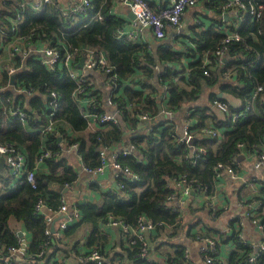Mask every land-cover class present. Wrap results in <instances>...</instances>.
Here are the masks:
<instances>
[{
    "label": "trees",
    "instance_id": "obj_1",
    "mask_svg": "<svg viewBox=\"0 0 264 264\" xmlns=\"http://www.w3.org/2000/svg\"><path fill=\"white\" fill-rule=\"evenodd\" d=\"M91 2L92 9L80 13L74 21L64 20L51 4H45L41 9L25 6L17 35L30 33L34 46L44 43L60 50L70 49L75 57H80L86 50L104 54L108 66L117 77L119 88L122 87V92L115 90L111 92V97L113 104L119 107V119L124 122V126H121L120 120L118 124H96V128L90 131L87 121L73 101L75 83L67 72H61L62 69L59 71L58 68L54 73L50 72L34 56H28L23 62L14 57V66L18 67L14 86L25 84L37 93L26 100L25 96L14 95L12 89L8 88L4 95L22 103L23 108L28 111L30 107L41 105V96L45 95L46 89L56 91L60 96V106L55 118V128L64 132L66 145L78 142L79 154L85 167L99 166L100 148L108 147L115 152V146H110L112 142L123 144L126 141L137 151L136 155L132 153L128 157H122L121 162L138 175L139 180L130 183L128 179L122 178L123 189L102 192L98 202L78 205L81 218L64 231V245L77 250L79 241H73L72 238L76 235L78 239L80 231L88 227V246H99L104 252L108 237L102 231V226L107 217L121 220L130 228H134L141 217L146 221L162 224L154 231L156 235L150 233L145 237L148 256L155 251L161 252L160 248L166 246L172 249L165 252L167 264H190L194 261L189 256L186 258L187 245L183 239H198L201 235L205 237L208 232L216 235L218 230L204 226V219L191 207L186 211L189 214L187 217L185 213L172 211L166 199L171 194L178 195L179 192L169 186L167 178L184 176L192 180L195 190L206 188L208 194L212 195L215 187L213 179H216L214 168L217 163H234L235 167L234 157L240 142L246 148L258 144L264 146V0H241L243 11H247L257 2H262L263 8L257 19L245 13L238 29H234L232 22L231 26L227 25V29L233 31L238 39L230 40L221 56L217 55L216 51L224 46L226 34L221 32L219 27L212 26L197 33L198 46L192 50L193 60L186 63L188 73L185 76L181 74L182 70L176 69L177 63L180 66H183L182 62L185 63L182 53L173 51L164 40L155 45V52L150 53L149 44L132 42L125 39L124 35L118 36L124 21L110 13L113 1ZM227 2L228 0L204 2V6L213 13L212 21L217 26L224 22L221 15ZM23 3L25 0L3 2L0 7V19L8 23L9 19L21 11ZM5 43L9 44L8 39H5ZM97 73L101 81L105 82L108 74L98 70ZM87 78L94 81L98 87L93 78L88 75ZM9 83V75L2 71L0 85L7 87ZM138 83L141 85L140 90L134 87ZM257 87H260L261 91L255 93L252 98ZM92 90L99 93L100 98L104 96L102 87ZM165 93L169 95L166 108L168 111L184 112L189 109L190 113L193 110L187 115L189 119L195 118L197 121L191 129L192 145L202 147L206 151L195 166L189 164V147L178 144L172 136L177 135L180 130L176 123L167 125V121L163 119L156 123V119L152 130L147 133H131V136L127 137L131 127L134 126L135 130L140 115L147 114L150 121L158 117V98ZM203 98L210 106L198 105L202 104ZM217 101L227 105V111L221 112V117L216 115V108L212 106ZM127 103L131 106L124 105ZM6 104L11 105L13 102ZM238 105L239 108H235ZM247 105L249 107L245 110ZM2 106L3 104L0 105V141L15 144L26 154L30 169L34 168L35 159L43 148L51 146L54 152V156L42 162L48 170L43 168L35 172V188L27 183L12 184L13 177L7 166L0 169V256L6 254L7 247L15 244L16 236L11 231L13 223L26 229L30 240V253H35L45 241V224L42 217L34 213L37 200L44 199L46 205L57 209L62 196L60 190L64 185L74 184L77 174L74 167L68 165L67 159L60 154L56 138L41 131L30 132L29 123L24 125L15 116L4 114ZM234 110L244 112L246 117L240 118L233 127L226 128L220 137L198 139L195 136L197 132L193 130L200 126L226 127L231 123ZM63 125L71 129V134L65 131ZM112 137L115 138L114 141H111ZM136 156H141L142 160L139 161ZM201 210L205 208L197 209L199 212ZM185 221H188L186 227L189 229L203 225L205 231L201 229L193 236L187 231L183 236ZM161 235H165L163 240L166 241L157 238ZM237 237L234 235L233 239ZM236 241L237 249L230 253L225 263H220L215 255L212 264H248L253 247L241 243L239 238ZM47 250L46 257L36 262L24 259L15 264H56L52 253H47ZM108 252L112 254L109 256L107 253V264H158L147 256L142 258L139 255L138 240L132 245L117 243ZM255 264H264V253L256 257Z\"/></svg>",
    "mask_w": 264,
    "mask_h": 264
},
{
    "label": "built area",
    "instance_id": "obj_2",
    "mask_svg": "<svg viewBox=\"0 0 264 264\" xmlns=\"http://www.w3.org/2000/svg\"><path fill=\"white\" fill-rule=\"evenodd\" d=\"M115 3L127 7L131 13L134 15L132 19L133 30L125 33L122 29L118 32V36L124 35L125 38L136 39L143 35L144 31H150L151 35L156 41H160L166 37L167 32L170 29L174 30V34H179L180 21L185 12L194 7L197 4V0H167L166 3L156 5L155 7H150L146 0H114ZM45 4H51L57 14L66 21H74L80 13L86 10L92 9L91 0H79L68 4L66 6H61L56 0H41V3H34L30 5L34 9ZM27 6L23 3L21 6V11L9 19L8 23L0 19V42H4L5 39H11L13 37L18 38V24L21 21V13L23 7ZM263 8L262 2H257L256 5L251 6L247 11H243V5L241 0H228L224 5L223 10L232 11L237 20H242L245 13L250 15V17L257 19L260 16V11ZM226 38L224 39V46L216 51L217 55L221 56L226 50L225 45L233 39H238L236 34L232 31H225ZM22 39L21 44L13 45L11 51L14 55L19 56L21 60H25L28 56H34L39 60L40 64L48 69L50 72H55L56 69L61 72L64 70L67 72L69 78L75 83V89L72 93L73 101H76L79 97L84 96L87 99L88 108L90 114L82 113V117L87 121L92 118L98 124H118V115L120 113L119 107L114 105L112 102L111 92L119 90V85L117 77L112 72V68L108 66L105 55L97 53L96 51L86 50L82 52L81 58H83L81 70H76L72 66L73 51L70 49L60 50L58 47L52 46L51 44H44L43 46L37 48L33 45L31 34L28 33L24 36H19ZM126 38V39H127ZM34 46V47H33ZM89 70L103 71L108 74L105 82L101 81L103 85L106 83V96L103 98L99 97V93L92 89L99 88L96 87V83L89 78H87ZM16 69L9 68L8 74L15 73ZM204 73H206L204 71ZM14 93L25 95L26 97H32L36 94V91L28 87L17 86L13 88ZM3 88L0 87V105L3 104L2 110L8 115L15 116L20 123H27L29 120H34V115L30 111H26L22 103L15 102L11 105L6 104L8 98L2 93ZM261 88L257 87L252 94V98L255 97V93L260 92ZM45 97L47 100V107L42 113L45 115L47 122L41 132L43 134L54 135L61 133L60 129H56V115L60 106V96L59 94L50 89L45 90ZM130 107V104H124ZM215 107L219 112L224 113L227 111V105L223 102H214ZM108 108H114V112L109 113L106 111ZM249 105L245 107L247 110ZM172 112L164 110L158 114V117L152 120L153 122L159 117L170 118ZM188 113L184 118V121L180 127L179 133L177 135H172L175 137L178 144L186 145L189 147V164L195 166L197 161L203 157L206 153L204 148L196 147L192 145L193 134L191 130V119L187 117ZM140 119L150 121L147 114H142L139 116ZM245 113L242 111H236L231 114V122L235 124L240 118H244ZM152 130V126L149 127V131ZM221 131L214 127L201 128L195 136L200 139H210L221 136ZM64 132H62V137ZM115 138L112 137L111 141ZM237 147H244V144L240 142ZM78 149L77 144H72L67 150L68 153L76 152ZM136 150L133 145L128 146L125 149H121L115 152H108L105 148L99 150L100 164L96 168L85 167L83 160L81 159L83 169L90 174L91 182L95 185L100 186L101 182L97 179V175L103 172L104 167L108 166L113 171V175L116 178L117 188L119 190L124 188L121 182L122 178L128 179L130 183H135L139 180L138 175L131 171V169L123 165L121 162L122 157H128L130 154L136 155ZM254 157V168L259 169L264 165V151H258L252 149L250 151ZM54 156L51 146L43 148L34 162V168H29L28 160L26 154H24L15 144L10 142L0 141V160L7 166L9 173L13 177V184H29L32 188L36 187L35 172L38 170V166L45 159ZM137 157V156H136ZM138 158V157H137ZM139 159V158H138ZM142 160V159H141ZM139 160V161H141ZM234 163L231 165H224L222 163H217L214 168L215 177L221 175L227 176L231 180L238 178V175L234 169ZM169 186L178 191L180 194L188 196L190 193L201 190L205 192L206 188L195 190L192 187V180L186 179L182 176L180 178H167ZM66 187L68 185H65ZM175 195L171 194L167 197L166 203L172 204ZM208 204V203H207ZM173 212H178L176 206L171 207ZM34 213L40 215L45 224L44 236L45 241L40 245L39 250L35 253H30V240L27 236L26 229L20 224L13 223L11 231L16 236L15 244L6 248V254L0 256V264H15L25 261L36 262L38 259L46 257L47 253L51 252L53 256L56 253L57 245L62 243L64 239V231L80 220L81 214L77 204H70L64 195L60 198V205L57 209H53L51 206L46 205L44 199H38L34 206ZM112 226L119 228L123 235L127 236V245L134 244L137 240L140 241V253L139 255L144 258L147 256V241L145 239L146 235L156 230L161 223H153L151 221H146L143 218H139L137 225L134 228L128 227L123 221L117 220L113 217H107L103 226ZM103 231V229H102ZM20 233V235H19ZM200 240L205 244L206 247L202 249V254L206 264H212L214 257L217 253L215 247V242L212 239L202 237ZM26 242L25 248L22 245ZM61 245V244H60ZM59 245V246H60ZM208 253V256H206ZM264 253V244L260 243L258 246L253 247V253L248 257V264H255L256 257ZM188 257V253L186 258ZM108 255L99 246H93L87 252H80L77 254V261L79 264H107ZM66 260L60 258L58 264H65ZM24 264V263H23ZM176 264V263H171ZM190 264H195L194 262Z\"/></svg>",
    "mask_w": 264,
    "mask_h": 264
},
{
    "label": "crops",
    "instance_id": "obj_3",
    "mask_svg": "<svg viewBox=\"0 0 264 264\" xmlns=\"http://www.w3.org/2000/svg\"><path fill=\"white\" fill-rule=\"evenodd\" d=\"M6 0H0V7L3 2ZM61 6H66L68 4H71L73 2L79 1V0H56ZM112 5L110 9V13L113 15L118 16L120 19H123L124 26L122 31L125 33H128L133 30L132 28V20L128 17V14L130 13L129 9L127 7H123L117 3H115L114 0H112ZM149 3L150 7H155L156 5L166 3L167 0H146ZM203 1H198L197 4L188 9L180 21V28H179V34H174V30L170 29L166 37L160 41H156L154 37L151 35L150 31H144L143 35L133 39V38H127L128 40L136 43H146L150 45V53L155 52V45H157L158 42L165 41L168 45L171 46V49L173 51L182 53V59L185 61V63H181L183 66L176 64L177 70H182L181 74L183 76L187 75L188 70L187 68V62L190 63L192 61V50H195L198 46L197 44V38L196 34L199 32H203L205 30H208L209 28L213 27H219L221 32L225 33V31H229L227 28V25L231 26V22L233 24L234 29H238L241 20L236 21L235 15L232 11H226L224 10L222 13V19L223 14L227 13V19H223V24L217 26L212 21V17L214 16L213 13L208 10L204 6ZM25 3L27 6H30V3L34 5V3H41V0H25ZM44 5L42 3L41 6H39L37 9H41V7ZM230 32V31H229ZM125 38V39H126ZM8 43H5V41L0 42V80L2 77V71H6L8 74L9 68H15L16 72L12 73L15 74L14 82L16 80L17 75V69L18 67L14 66V57H18L12 53L11 49L13 45L21 44L22 40L18 36V38L13 37L11 39H8ZM11 43V44H10ZM14 43V44H13ZM43 46L42 43H38L37 48ZM34 47V46H33ZM23 62L24 60H21ZM80 57L73 56L72 58V66L76 70H81L80 67ZM9 75V80L10 76ZM88 76L93 78L97 83L99 87H102L103 94L106 96V88L101 82V79L99 77V74L96 70H89ZM9 83L7 87L1 86L3 88L2 93L4 94L5 90L8 88L12 89V92L14 93L13 88H16L17 86H14ZM20 87H28L25 84L18 85ZM140 84L134 85V87H137L138 90H140ZM120 92H122V87L119 89ZM37 93V92H36ZM14 95H17L15 92ZM22 95V94H19ZM6 98H8V102L15 103L16 101H13L12 98L4 95ZM25 96V95H23ZM168 94H162L159 96V112L166 111L168 108ZM26 100L30 99V97H26ZM264 101V97H262ZM42 103L38 107H30L28 111H30L34 115L33 121H28L27 123H23L24 125L30 124V132L34 131H41V128L44 127V125L47 122V119L45 115L42 113L45 111L47 107V100L45 95L41 96ZM76 101V106L78 105L80 109L82 110V113H86L87 115L90 114L87 99L84 96L79 97ZM202 106H210L205 100V98L202 99ZM214 109L216 108L213 104ZM235 108H239V105ZM216 110V115L219 117L222 116V113ZM3 111V110H2ZM107 112L112 113L114 112V108H108L106 109ZM193 110L190 111L192 113ZM239 110H234L236 112ZM4 113V112H3ZM186 113H189V109H186L184 112H172V115L170 118L165 117L159 119H163L164 121H167V125L171 123H176V126L181 127L184 118L186 116ZM189 113V114H190ZM7 114V113H4ZM8 115V114H7ZM91 115L90 119L88 120V127L91 129H88L90 131H93L96 128L95 120L92 118ZM137 118V117H136ZM138 123L135 126L131 127L128 132V136H131V133L140 134V133H147L150 126H153L156 124L159 119H157L156 123L153 121H146L139 118ZM118 120L120 123L119 115ZM150 122V123H149ZM196 119L192 118L191 121V129L196 124ZM234 124L232 122L225 126H211L207 125L209 127L217 128L223 133V131L226 128L233 127ZM121 126H124V122L121 120ZM65 131L68 134H71V129L66 127L65 125L62 126ZM200 128H207L206 126H200L197 129L193 130V132H198ZM180 129V128H179ZM222 135V134H221ZM56 138V144L60 147V154H62L63 158L67 159V164L70 166H73L76 174L77 179L74 184H70L67 187L64 185L62 187V190H60L61 195H64L66 197L67 201L70 204H77L81 205L88 202H98L100 199V193L110 191V190H117V182L116 178L113 175V171L110 167L106 166L104 167V170L102 173L97 175V179L101 182V185H95L91 182L90 174L87 173L81 163V155L79 154V144L76 142L75 144L78 145V149L76 152H70L68 153L67 150L69 149V146L66 145V141L64 136L62 137V132L54 135H50ZM198 139H200L198 137ZM202 139V138H201ZM110 146H115V151L125 149L128 146H130L126 141H124L123 144H118V142H112ZM102 149V148H100ZM99 149V150H100ZM105 149L108 152H112L110 148L105 147ZM238 152L236 153V156L234 157L236 164H235V172L238 175V178L235 180L229 179L225 175H221L217 177L216 179H213L215 187L214 192L212 195L208 194L207 189H205V192H202L201 190L195 191L190 193L188 196L182 195L178 193L174 197L173 203L169 204L170 207L176 206L178 213H185V216H189L188 213H186L187 209L191 207V209H195L196 213L201 216L204 221L203 225L209 228H213L218 230V234L215 235V233L208 232L206 233V238L212 239L215 242V247L217 249L216 257L217 260L220 261V263H225L226 259L230 255L232 251H236L237 249V241L236 239H240V242L243 244H246L247 246L256 247L260 243L264 244V165L261 166L259 169L254 168V157L253 154L250 152V149L258 150V151H264V146H261V144L253 145L251 148L244 147H237ZM137 152V151H136ZM135 152V153H136ZM139 160H141V156H138ZM6 167V165L0 160V169L3 167ZM38 171H41L43 168L45 171L48 170L46 167V164L40 163L38 166ZM13 184V180L11 182ZM208 203V204H207ZM205 208V210H201L200 212L197 211V209ZM208 211L211 213L209 214ZM78 222V221H77ZM188 221H185L183 236L186 235V232L189 231L190 235L193 236L195 233H198L201 229H204L205 227L203 225H199L196 227H192L189 229V227H186V223ZM73 225V224H72ZM103 232L106 233L108 237L107 244L105 245V251L109 254V250L112 249V247L118 243L126 244L127 236L123 235L122 231L117 227L112 226H102ZM155 231V230H154ZM151 231L148 233H152V235H156V232ZM234 235H237L238 237L233 239ZM28 236V234H27ZM87 237H88V227L86 229H83L80 231V234L78 236L75 235L72 239L73 241H79L77 250H73L71 246L64 245V239L60 246H58L56 253L52 256L54 262L58 264V260L60 258H64L66 260L65 264H79L77 261V254H80V252H87L90 250L93 246H88L87 244ZM122 237V241H121ZM203 237V235L200 236V238ZM158 239H162V241L165 237V235H161L157 237ZM193 238V237H192ZM189 237V240L184 238L183 241L186 243V250L188 253V256L191 260L194 261L195 264H206L202 249L205 246V244L198 239H192ZM172 247V245H171ZM161 252L155 251L152 252L150 256L147 255L149 260H155L158 262V264H167L165 262V259L167 258L165 255V252H170L172 249L168 248L166 246H162L160 248ZM112 254V253H111ZM109 254V256L111 255Z\"/></svg>",
    "mask_w": 264,
    "mask_h": 264
},
{
    "label": "water",
    "instance_id": "obj_4",
    "mask_svg": "<svg viewBox=\"0 0 264 264\" xmlns=\"http://www.w3.org/2000/svg\"><path fill=\"white\" fill-rule=\"evenodd\" d=\"M227 13H225V14H223V19L224 20H226L227 19ZM128 17L132 20V19H134V15H133V13H129L128 14ZM82 62H83V58H81V61H80V67L82 66ZM14 77H15V74H12L11 76H10V82H11V84H13V82H14ZM19 235H20V233H19ZM25 244H26V242H24L23 243V245H22V247H23V249L25 248Z\"/></svg>",
    "mask_w": 264,
    "mask_h": 264
},
{
    "label": "rangeland",
    "instance_id": "obj_5",
    "mask_svg": "<svg viewBox=\"0 0 264 264\" xmlns=\"http://www.w3.org/2000/svg\"><path fill=\"white\" fill-rule=\"evenodd\" d=\"M82 67V66H81Z\"/></svg>",
    "mask_w": 264,
    "mask_h": 264
}]
</instances>
